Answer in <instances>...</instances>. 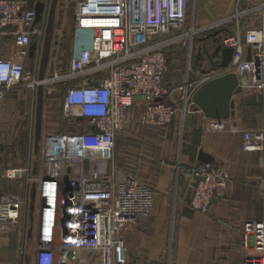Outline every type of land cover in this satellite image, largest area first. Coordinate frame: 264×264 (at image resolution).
<instances>
[{"label": "built area", "instance_id": "obj_1", "mask_svg": "<svg viewBox=\"0 0 264 264\" xmlns=\"http://www.w3.org/2000/svg\"><path fill=\"white\" fill-rule=\"evenodd\" d=\"M240 2L231 17L238 30L219 39V48L232 49L228 66L198 74L192 69L193 41L199 32L225 28L226 22L200 28L189 24L190 0H80L67 66L56 68L53 62L50 73L48 61L39 80L46 5L35 22L27 0H0V110L10 92L27 91L33 103L42 85L44 96L61 90L63 115L72 122L68 131L43 137L41 172L35 176L33 168L34 177L28 179L39 200L31 264H126L125 233L149 218L154 198L140 178H118L116 139L137 104L138 127L163 128L191 111L192 96L204 82L234 73L242 93L259 95L261 126L239 129L229 120L206 119L203 130L240 133L242 150L261 152L264 169V6L261 24L243 29L241 17L260 8ZM174 46L186 52V72L182 83L168 88L166 50ZM28 173L22 167L4 175L15 179ZM190 175L189 204L206 213L230 174L220 165L197 163ZM261 182L264 200V172ZM24 205L20 194L0 196V238L6 223L20 220ZM242 234L247 250L242 264H264V210L260 218L243 222Z\"/></svg>", "mask_w": 264, "mask_h": 264}, {"label": "crops", "instance_id": "obj_2", "mask_svg": "<svg viewBox=\"0 0 264 264\" xmlns=\"http://www.w3.org/2000/svg\"><path fill=\"white\" fill-rule=\"evenodd\" d=\"M244 1L247 4L241 7H256L260 10L256 14L241 17L243 29L259 26L264 0ZM233 6L235 12L238 5L234 3ZM212 31L220 32L216 36L196 38L199 51L203 46L209 56L219 48L220 37L231 32L228 28ZM221 51L220 48L217 62L215 58H204L205 72L221 69L217 68L221 62ZM206 65H209L208 68ZM167 73L168 70L164 83L171 88L175 85L167 82ZM12 93L6 95V101L13 99ZM246 96L248 94L241 93L234 97L235 113L229 121L239 129L256 130L261 126L262 103L258 124H245L242 114L246 110ZM178 120L181 119L175 118L159 129L142 128L140 135L130 130L121 139L122 155L116 153L117 165L121 164L124 175L145 170L148 175L141 180L154 191L149 218L132 225L125 233L126 251L123 260L126 264H242L247 253L243 247V222L260 218L264 210L261 152H244L238 132H204L206 118L201 111L191 110L181 123L178 124ZM135 136L143 138V146L131 156L126 151L132 145L131 137ZM199 151L209 155L214 164L224 167L230 174L227 187L216 191L206 213L194 210L189 204L192 192L190 167L200 163L197 160ZM4 178L15 180L5 175Z\"/></svg>", "mask_w": 264, "mask_h": 264}, {"label": "rangeland", "instance_id": "obj_3", "mask_svg": "<svg viewBox=\"0 0 264 264\" xmlns=\"http://www.w3.org/2000/svg\"><path fill=\"white\" fill-rule=\"evenodd\" d=\"M37 1L45 3L46 5V25L51 0H27L28 6L33 8ZM79 1L80 0L57 1L54 15L52 45L48 60L51 67L50 73L54 68L53 62L57 63V66H55L56 68L60 67V69H62L67 66L69 52L72 45L71 36L74 26V14L76 11V5ZM190 1L192 5L187 16L189 24H192L194 21L195 27L200 28L204 25L224 21L226 22L224 25L225 28H220L221 30L226 28L231 32L238 30L234 27L235 21L230 20L229 17L235 13L233 6L234 3H238L240 0ZM242 19L243 18L240 19V23L242 22ZM212 32L213 31L211 30L199 32L197 36L208 37L209 33ZM193 42H195V40ZM170 49L171 53H169L170 60L168 63L167 82L170 85H176L184 78L186 52L183 48ZM170 49H168V51ZM198 51L199 46L198 43L195 42L192 55L196 56ZM201 51L202 58L206 57L209 59L208 51L205 50L203 46H201L199 52ZM208 66L209 65H206L205 67L208 68ZM12 94H14L13 99H8L11 102L6 103L8 100L6 101L5 98L0 110V196L11 193L20 194L25 197V205L20 220L16 223H6L5 225L0 238V261L1 264H31V258L36 243V228L39 218L37 207L39 200L37 199L36 193L34 208L30 217L29 192L32 185L28 182V179L29 177H34L32 176L34 167H36L35 176L41 172L42 167L41 146L40 150H38V153L35 155L33 143L36 100L32 103L31 96L27 91H18L13 92ZM245 94H248L246 98L253 104L251 106L247 105L246 110L242 114V119L245 124L256 126L259 122L258 112L260 110L259 103H261L260 97L257 93L252 91L246 92ZM140 110L141 105L137 104L134 109L130 111V119H132L118 134L116 139V153L120 156L122 155L120 154V151L122 150L121 139L123 138V135L128 134L130 130H133L138 135L141 134L142 128L138 127L135 121ZM181 122V120L177 121L178 124ZM71 127L72 122L63 115L62 92L59 88H56L51 95L44 96L43 98L42 136L39 143L42 145V139L45 135L66 132ZM127 129L129 130L126 132L125 130ZM77 130H82V127H78ZM135 137H131L130 140H132V145H130L126 151V153L131 156L134 152L138 153V149H141L143 146V138ZM134 146H136V149H134ZM118 164V178H121L124 176V172L120 169L121 164ZM22 167L29 168L31 174L28 173L27 175H22L21 177L15 178L13 181L4 178L6 170L19 169ZM126 175L143 179V177H147L148 174L144 170V172H129ZM29 229L30 235H28Z\"/></svg>", "mask_w": 264, "mask_h": 264}, {"label": "water", "instance_id": "obj_4", "mask_svg": "<svg viewBox=\"0 0 264 264\" xmlns=\"http://www.w3.org/2000/svg\"><path fill=\"white\" fill-rule=\"evenodd\" d=\"M58 0H51L48 19L45 29V36L43 42V50L41 53L38 79L42 80L48 65L49 53L51 47V41L54 28V15L56 4ZM36 17L35 22L40 18L43 3L37 1L33 7ZM220 31H215L209 34V37L216 36ZM34 45H31L29 50V56L32 55ZM232 56L231 48H223L221 51V62L217 68H225L228 66ZM95 85H98L95 83ZM242 93L241 85L238 83V79L234 73H227L213 79L204 82L192 96V108L191 110L201 111L206 119L213 120H229L234 116L235 99L234 97ZM43 87L39 85L36 91V105H35V124H34V154L38 153L41 144L40 139L42 136V115H43ZM197 160L200 163H213L212 158L199 151ZM36 196V185L33 183L29 192V214L33 212L34 200ZM30 235V229L28 231ZM70 256L72 254L70 253Z\"/></svg>", "mask_w": 264, "mask_h": 264}, {"label": "trees", "instance_id": "obj_5", "mask_svg": "<svg viewBox=\"0 0 264 264\" xmlns=\"http://www.w3.org/2000/svg\"><path fill=\"white\" fill-rule=\"evenodd\" d=\"M29 7V6H28ZM30 8V7H29ZM227 30V29H226ZM195 42H196V40H195ZM195 42H193V47H194V44H195ZM171 48H180V47H177V46H174V47H171ZM170 49V48H169ZM219 50H220V48H216L215 50H214V52H213V54L212 55H210L209 56V58H215L216 59V62H217V60H218V58H219ZM169 53H171V49L168 51V49L166 50V57H167V60H168V63H169ZM201 54H202V51L201 52H199V53H197V55L196 56H192V60H193V64H192V69L196 72V73H200V72H204L205 73V69L203 68V65H204V62H205V57H203L202 58V56H201ZM253 103H251L250 101H248L247 99L244 101V106L247 108V105L248 106H251ZM256 104V103H255ZM260 104V103H259ZM259 108H260V106H259ZM139 115V114H138ZM138 115H137V117H138ZM136 117V118H137ZM138 120V119H137ZM137 120L135 119V121H136V125H137ZM138 126V125H137Z\"/></svg>", "mask_w": 264, "mask_h": 264}]
</instances>
